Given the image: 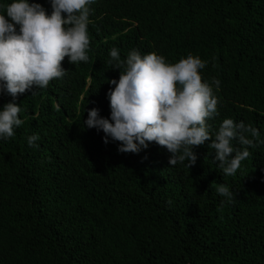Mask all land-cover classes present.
Wrapping results in <instances>:
<instances>
[{
    "label": "trees",
    "instance_id": "trees-1",
    "mask_svg": "<svg viewBox=\"0 0 264 264\" xmlns=\"http://www.w3.org/2000/svg\"><path fill=\"white\" fill-rule=\"evenodd\" d=\"M51 12L50 0H33ZM89 61L15 98L21 127L0 141V264H264V143L236 175L213 160L211 140L194 165L169 164L155 142L121 153L118 141L84 127L88 109L110 117L107 92L121 58L138 49L170 62L207 61L203 78L221 86L218 130L243 121L264 140V0H96ZM13 101L0 94V107ZM39 134L37 147L27 136ZM238 149L243 148L234 141ZM229 185L235 200L216 192Z\"/></svg>",
    "mask_w": 264,
    "mask_h": 264
},
{
    "label": "clouds",
    "instance_id": "clouds-1",
    "mask_svg": "<svg viewBox=\"0 0 264 264\" xmlns=\"http://www.w3.org/2000/svg\"><path fill=\"white\" fill-rule=\"evenodd\" d=\"M96 0H50L51 12L33 0H0V94L13 101L0 107V141H7L22 126L20 104L15 98L50 81L63 78L69 63L88 62L91 7ZM110 67L120 70L118 80L108 81L110 117L100 109H88L84 127L103 131L104 142L118 141L121 153H139L155 142L167 149L169 164L190 169L197 160L195 146L208 145L222 175H236L257 143L259 133L243 121L225 118L213 132L209 120L219 115L217 78L204 79L207 61L189 53L173 63L157 52L142 54L131 50L122 59L118 48L109 50ZM27 144L37 147L39 134L27 136ZM234 141H238L242 150ZM216 192L226 202L235 200L232 188L220 183Z\"/></svg>",
    "mask_w": 264,
    "mask_h": 264
}]
</instances>
